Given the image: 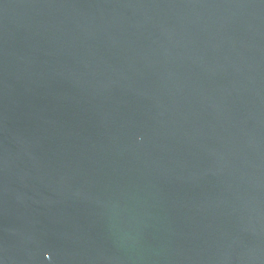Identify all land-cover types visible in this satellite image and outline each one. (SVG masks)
Listing matches in <instances>:
<instances>
[{
	"label": "water",
	"instance_id": "water-1",
	"mask_svg": "<svg viewBox=\"0 0 264 264\" xmlns=\"http://www.w3.org/2000/svg\"><path fill=\"white\" fill-rule=\"evenodd\" d=\"M0 264H264V0H0Z\"/></svg>",
	"mask_w": 264,
	"mask_h": 264
}]
</instances>
